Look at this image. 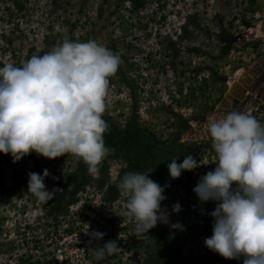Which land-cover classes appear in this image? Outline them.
<instances>
[{"label": "rangeland", "instance_id": "1", "mask_svg": "<svg viewBox=\"0 0 264 264\" xmlns=\"http://www.w3.org/2000/svg\"><path fill=\"white\" fill-rule=\"evenodd\" d=\"M263 20L261 0H0V66H20L64 40H95L121 59L102 117L111 151L95 174L71 154L33 152L14 163L0 153V264H243L204 245L216 202L201 203L192 189L215 167L207 120L235 111L222 101L264 56ZM242 112L264 125V92L257 108ZM187 155L206 165L170 179L168 163ZM45 169L44 183L56 191L41 203L27 181ZM127 172L170 185L161 202L170 213L181 204L169 224L148 231L152 238H137L134 221L119 216L125 198L117 183ZM176 222L184 230L170 227ZM92 231L105 235L96 241ZM111 240L118 251L95 261L91 248Z\"/></svg>", "mask_w": 264, "mask_h": 264}, {"label": "clouds", "instance_id": "2", "mask_svg": "<svg viewBox=\"0 0 264 264\" xmlns=\"http://www.w3.org/2000/svg\"><path fill=\"white\" fill-rule=\"evenodd\" d=\"M121 63L120 56L95 40L58 43L42 55H33L20 66H0V153L13 162L36 153L48 159L73 155L95 174L110 153L103 134L109 125L102 118L109 78ZM215 157V167L199 177L192 189L201 203L216 202L209 213L212 234L204 245L225 259L243 258V264H264V125L251 114L231 111L205 124ZM209 164V163H207ZM202 165L192 155L167 168L170 179ZM49 176L28 173L27 191L39 202L55 196L44 183ZM148 172H127L117 183L125 198L119 216L134 221V236L145 239L158 222L169 224L171 213L161 202L166 187ZM172 229L184 230L180 222ZM96 241L105 233L87 232ZM115 240L91 248L95 261L114 255Z\"/></svg>", "mask_w": 264, "mask_h": 264}, {"label": "water", "instance_id": "3", "mask_svg": "<svg viewBox=\"0 0 264 264\" xmlns=\"http://www.w3.org/2000/svg\"><path fill=\"white\" fill-rule=\"evenodd\" d=\"M247 73L246 80L239 81L238 85H235L233 88H230L229 92L226 95V98L222 101V107H231L235 111L242 112V109L247 108L249 104L253 108H257L262 103V95L264 92V82L262 77L264 75V56H262L254 65L245 68ZM250 75H253L250 78ZM258 83V91L255 95H252L251 91L253 90V84Z\"/></svg>", "mask_w": 264, "mask_h": 264}, {"label": "bare ground", "instance_id": "4", "mask_svg": "<svg viewBox=\"0 0 264 264\" xmlns=\"http://www.w3.org/2000/svg\"><path fill=\"white\" fill-rule=\"evenodd\" d=\"M258 34L262 35L264 33V22H262L257 30ZM243 71V69H238L236 72V75H240V73ZM243 81V80H242ZM235 85H238L239 83H234Z\"/></svg>", "mask_w": 264, "mask_h": 264}, {"label": "flooded vegetation", "instance_id": "5", "mask_svg": "<svg viewBox=\"0 0 264 264\" xmlns=\"http://www.w3.org/2000/svg\"><path fill=\"white\" fill-rule=\"evenodd\" d=\"M263 4H264V0H261V5H262V7H263V10H264V6H263ZM264 21V20H263ZM264 76V75H263ZM235 86V85H234ZM234 86H232V87H234Z\"/></svg>", "mask_w": 264, "mask_h": 264}]
</instances>
